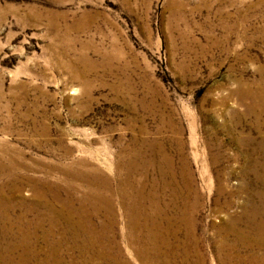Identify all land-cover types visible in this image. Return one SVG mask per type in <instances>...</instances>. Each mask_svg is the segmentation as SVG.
Returning <instances> with one entry per match:
<instances>
[{
	"label": "rangeland",
	"instance_id": "obj_1",
	"mask_svg": "<svg viewBox=\"0 0 264 264\" xmlns=\"http://www.w3.org/2000/svg\"><path fill=\"white\" fill-rule=\"evenodd\" d=\"M263 94L264 0H0V222L125 172L198 201V236L263 234Z\"/></svg>",
	"mask_w": 264,
	"mask_h": 264
},
{
	"label": "bare ground",
	"instance_id": "obj_2",
	"mask_svg": "<svg viewBox=\"0 0 264 264\" xmlns=\"http://www.w3.org/2000/svg\"><path fill=\"white\" fill-rule=\"evenodd\" d=\"M244 87L240 90L244 91ZM15 159L8 156L6 161L10 167L2 168L8 177L17 174ZM24 165L21 162V168L27 171L28 166L25 168ZM74 167L77 169L76 165ZM123 173H117L115 182L105 177L104 183L97 184L98 188L86 181L67 184L63 188L70 199L61 201L63 211L41 197L31 201L34 208L36 203L40 206L34 220H28L20 213L14 221L4 216L0 222V264H65L64 250L70 247L78 248L79 254L74 256L82 257L84 264H133L135 261L139 264H206L203 245L208 244L214 248L217 264H264V220L260 224L261 235L252 234L249 230L242 232L228 223L215 225L213 235L204 233V236H198V201L188 199L174 182L160 180L156 185L162 189L148 190L145 183L138 184L131 174L124 176ZM41 191L38 192L44 195ZM72 199L79 201V208L73 205ZM23 203L17 204L15 210L23 209ZM190 207L193 209L188 211ZM248 210L253 212V216L259 214L264 219V211L262 217L260 209ZM121 218L125 221V231L120 226ZM57 233L61 235L58 239L55 237ZM125 251L129 252L131 260ZM75 257L71 256L70 264L80 261H75Z\"/></svg>",
	"mask_w": 264,
	"mask_h": 264
}]
</instances>
